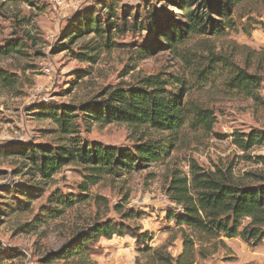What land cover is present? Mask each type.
<instances>
[{
    "label": "rangeland",
    "instance_id": "obj_1",
    "mask_svg": "<svg viewBox=\"0 0 264 264\" xmlns=\"http://www.w3.org/2000/svg\"><path fill=\"white\" fill-rule=\"evenodd\" d=\"M252 8L236 9L235 25L222 37L192 36L174 50L147 55L145 47L157 37L154 28L169 27L179 18L171 0H0V45L17 41L23 46L20 53L0 55V69L15 79L11 86L0 80V258L5 264H77L64 259L48 262L45 257L79 232L109 219L149 231L152 239L144 245L130 234L103 236L92 245V264H146L149 253L142 248L147 246H166L177 256L183 249L181 235L167 217L171 210L181 211L166 192L172 170L189 175L196 161L206 170L232 168L234 178L247 183H255L253 174L264 175V142L247 151L233 142L235 132H264V108L252 99L224 93L221 83L197 86L183 61L189 51L212 45L218 52H238L235 59L241 66L264 75V66L246 58L247 49H242H264V0ZM89 14L112 27L78 35L73 24ZM158 73L184 77L190 87L187 98L213 110L212 131L188 124L170 133L146 125L90 123L78 111L82 143L120 148L152 140L173 149L164 160L141 170L104 175L89 185L87 199L49 218L53 195H80L88 170L73 163L50 180L35 173L20 154L22 148L56 147L69 138L42 112L63 106L79 109L98 100L109 86L134 84ZM260 93L264 98V82ZM196 264H264V242L251 246L240 237L224 238L216 253L198 257Z\"/></svg>",
    "mask_w": 264,
    "mask_h": 264
},
{
    "label": "trees",
    "instance_id": "obj_2",
    "mask_svg": "<svg viewBox=\"0 0 264 264\" xmlns=\"http://www.w3.org/2000/svg\"><path fill=\"white\" fill-rule=\"evenodd\" d=\"M258 0H171L179 9V18L169 27L154 28L157 37L153 44L145 47L147 55L176 49L192 36L222 37L235 25L236 9L249 7ZM245 11V10H244ZM250 19V18H249ZM155 24V23H154ZM78 35L95 31L104 33L112 24H103L93 14L85 15L73 24ZM108 27V28H107ZM17 41L0 45V55H12L23 51ZM245 56L257 59L264 66V49L249 50ZM202 51H189L183 60L197 86H215L221 83V90L233 97L252 99L264 108L260 93L264 82L262 73L251 72L235 59L238 52L223 53L212 45L204 44ZM244 53V51H242ZM91 59V56H87ZM92 59L93 56H92ZM0 80L7 86L15 79L0 69ZM196 87V86H195ZM190 87L180 75L158 73L143 76L134 84L109 86L98 100L79 107H51L42 116L53 119L61 134L68 136L66 142L56 147L38 145L24 147L20 154L32 165L37 175L50 180L63 167L79 163L88 170L86 180L80 184L81 194L64 198L54 194L48 211L49 218H56L63 208L71 207L88 197L89 185L97 184L104 175L119 176L123 171L141 170L151 163L168 157L172 145H163L152 140H140L132 147L105 146L97 142L82 143L77 128L78 111L90 123H125L131 126L146 125L154 130L175 133L188 124L194 129L210 132L216 123V116L210 108L187 98ZM233 142L247 151L264 142V132H235ZM264 164V157H261ZM255 183L236 180L232 168L206 170L196 161L190 164L189 175L178 168L171 172L168 188L169 199L181 211H169L168 219L174 220L177 234L181 235L183 249L173 256L166 246L142 248L147 255L146 264H196L197 258L206 259L216 253L224 238L240 237L251 246L264 242V175L253 174ZM245 221H247L245 223ZM130 234L145 245L152 237L149 231L140 232L106 220L95 223L79 232L74 239L56 252H50L45 260L76 261L77 264H92V245L101 237ZM0 264L5 260L0 258Z\"/></svg>",
    "mask_w": 264,
    "mask_h": 264
}]
</instances>
